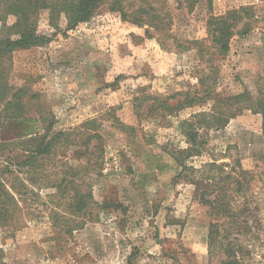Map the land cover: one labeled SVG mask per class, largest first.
<instances>
[{"label": "rangeland", "instance_id": "rangeland-1", "mask_svg": "<svg viewBox=\"0 0 264 264\" xmlns=\"http://www.w3.org/2000/svg\"><path fill=\"white\" fill-rule=\"evenodd\" d=\"M155 1L159 28L101 8L67 31L65 17L54 28L46 10L38 31L56 32L51 42L0 53V140L6 149L0 179L13 197L8 217L0 218V259L209 264V209L191 182L178 177L171 153L188 146L181 125L194 115L212 107L225 111L223 99L264 89V35L257 29L236 36L221 55L207 41V0ZM258 3L213 0V7L223 14ZM211 66L217 67L213 95L221 99L172 115L156 108V98L202 95L213 82ZM262 124L261 115L246 110L210 131L203 155L187 161L196 168L211 158L230 166L237 161L251 171L250 232L240 236L250 251L244 264H264ZM95 134L100 138L87 144ZM86 193L93 200L79 210L78 195Z\"/></svg>", "mask_w": 264, "mask_h": 264}, {"label": "trees", "instance_id": "trees-1", "mask_svg": "<svg viewBox=\"0 0 264 264\" xmlns=\"http://www.w3.org/2000/svg\"><path fill=\"white\" fill-rule=\"evenodd\" d=\"M155 2V0H136L132 3L127 0H0L2 23L0 53L15 49H31L51 42L57 35L56 32L50 35L38 31L40 14L46 10L50 13V24L54 28H59L57 22L64 16L67 31L90 21L101 8H107L108 11L119 15L122 20H130L133 24H148L155 27L156 20L158 22L161 20V15L156 16L154 13ZM207 4L211 13L206 24L207 41L219 54L225 55L230 52L231 41L236 36L244 38L257 29L264 35V0L223 14L214 13L213 0H207ZM9 19H14L11 25L8 24ZM57 31L59 32L58 29ZM216 68L211 66L210 80L213 82L204 87L202 95L201 92L187 91L164 100L156 98V108L162 110L165 115H172L187 108L203 105L208 98L221 99L213 95ZM172 100L175 102L172 103ZM220 103L225 111H220L219 107H212L209 112L194 115L192 120L181 125L188 146L172 151L171 155L181 169L178 177L191 182L195 188L196 199L209 209L212 219L208 233L209 264H244V258L250 251L243 246L240 236L250 232L248 217L253 213L248 197L253 179L251 171L246 170L237 161L235 165L230 166V163L219 164L217 160L211 158L200 168L188 165L187 161L203 155L209 144L207 138L210 131L220 129L228 120L246 110L261 115L264 134V89H257L256 96L245 90L241 94L223 99ZM94 138L99 139L100 135L87 137L86 143ZM2 146L1 143V154L6 150ZM156 169L162 170V167L157 166ZM87 199L93 200V196L90 193L78 195L79 210H84L85 206L89 205L90 201ZM12 200V195L0 179L1 219L8 217L10 212L8 205ZM237 200L242 202V206L236 207ZM101 204H106V198Z\"/></svg>", "mask_w": 264, "mask_h": 264}, {"label": "crops", "instance_id": "crops-1", "mask_svg": "<svg viewBox=\"0 0 264 264\" xmlns=\"http://www.w3.org/2000/svg\"><path fill=\"white\" fill-rule=\"evenodd\" d=\"M0 264H13V261H10L8 258L5 261L0 259Z\"/></svg>", "mask_w": 264, "mask_h": 264}, {"label": "built area", "instance_id": "built-area-1", "mask_svg": "<svg viewBox=\"0 0 264 264\" xmlns=\"http://www.w3.org/2000/svg\"><path fill=\"white\" fill-rule=\"evenodd\" d=\"M0 144H1V140H0ZM0 162H1V153H0Z\"/></svg>", "mask_w": 264, "mask_h": 264}]
</instances>
